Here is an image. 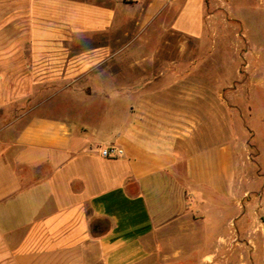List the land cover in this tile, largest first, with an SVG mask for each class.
<instances>
[{"label": "crops", "instance_id": "0c3cea01", "mask_svg": "<svg viewBox=\"0 0 264 264\" xmlns=\"http://www.w3.org/2000/svg\"><path fill=\"white\" fill-rule=\"evenodd\" d=\"M173 8L171 30L209 37L217 15L206 0H0V116L30 89L69 87L77 74L100 72L102 88L99 110L25 112L20 127L0 123V264L225 262L210 249L232 246L221 239L230 221L223 205L236 195L240 144L222 136L220 93L206 98L200 80H166L173 65L157 58L126 81L125 49L111 41L126 22L146 27ZM131 10L138 14L126 17ZM245 28L251 103L264 87V28ZM111 146L122 155L103 157ZM200 222L205 239L168 238ZM186 247L197 250L164 252Z\"/></svg>", "mask_w": 264, "mask_h": 264}, {"label": "rangeland", "instance_id": "374dc122", "mask_svg": "<svg viewBox=\"0 0 264 264\" xmlns=\"http://www.w3.org/2000/svg\"><path fill=\"white\" fill-rule=\"evenodd\" d=\"M206 1L207 11L215 12L217 16L210 25L209 37L203 41L186 38L171 30L170 22L177 8L167 10L155 23L146 27L126 22L124 33L119 32L118 40L113 38L111 41L113 48L125 49L118 61L122 60L128 67L124 72L126 81L140 78V73L134 72V66L142 61L145 64L154 63L150 60L157 58L158 65H173L167 68L172 72L166 80H200L204 83L206 98H210L213 91L220 93L222 136L235 139L240 145L236 146V195L230 206L223 205V208L229 207L230 221L221 239L231 241L232 246L210 251H220L219 256H226L221 264H264V87L257 90L251 103L244 101V84L249 80L252 52L245 26L252 30L260 26L264 28V14L258 10V0ZM137 14L138 11L131 10L126 17ZM182 48L205 50L206 54L201 56L192 52L182 55ZM157 49H171L172 53L157 57L150 55ZM260 63L264 72V53ZM100 75L98 71L88 75L77 74L69 87H63L64 83H61L55 87L30 89L22 101L8 106V115L4 118L0 116V123L20 127L25 119L19 117H24L25 112L32 116L53 114L54 109L57 112L73 110L75 113L99 110L102 94ZM145 76L148 78L149 74ZM189 91L190 98H195L192 87ZM168 238L205 239L206 234L200 222L188 231L173 230ZM174 250L193 254L197 249L166 248L164 252L171 255ZM234 257H237L236 260Z\"/></svg>", "mask_w": 264, "mask_h": 264}, {"label": "built area", "instance_id": "2783aa9c", "mask_svg": "<svg viewBox=\"0 0 264 264\" xmlns=\"http://www.w3.org/2000/svg\"><path fill=\"white\" fill-rule=\"evenodd\" d=\"M123 151L114 146L107 147L102 150V156L106 158H116L122 155Z\"/></svg>", "mask_w": 264, "mask_h": 264}]
</instances>
